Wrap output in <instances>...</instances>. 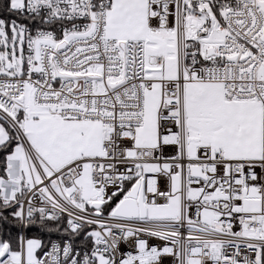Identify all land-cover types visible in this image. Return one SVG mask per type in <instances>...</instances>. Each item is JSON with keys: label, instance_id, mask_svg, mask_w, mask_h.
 <instances>
[{"label": "snow or ice", "instance_id": "snow-or-ice-1", "mask_svg": "<svg viewBox=\"0 0 264 264\" xmlns=\"http://www.w3.org/2000/svg\"><path fill=\"white\" fill-rule=\"evenodd\" d=\"M0 264H264V0H0Z\"/></svg>", "mask_w": 264, "mask_h": 264}]
</instances>
